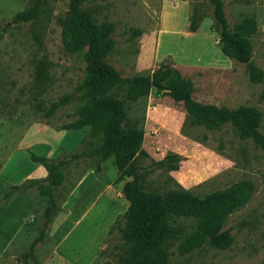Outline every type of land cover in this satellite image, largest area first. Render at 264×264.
<instances>
[{
  "label": "rangeland",
  "instance_id": "1",
  "mask_svg": "<svg viewBox=\"0 0 264 264\" xmlns=\"http://www.w3.org/2000/svg\"><path fill=\"white\" fill-rule=\"evenodd\" d=\"M219 1L229 33H236L243 20L252 22L247 63L223 52L221 28L208 0H81L80 8L96 24L110 26L113 48L105 62L121 80L172 68L190 81L193 102L218 109H254L259 115L257 131L264 136V0ZM30 2L0 0V169L16 152L63 162L58 168L62 179L53 189L52 218L60 220L64 217L60 206L80 178L93 172L115 187L117 171L112 157L100 161L91 154L97 139L88 126L64 128L76 119L77 109L85 102L82 52H66L60 40L69 0H38L34 19L14 21ZM250 66L259 72L258 78L251 75ZM115 95L125 104L128 118L142 130L144 154L135 158V164L137 179L146 192H165L178 185L199 199L230 192L236 186L246 193L244 203L220 219L219 231H229L227 247L215 248L205 238L200 246L180 254L179 239L172 240L166 247L167 264H264V150L250 140H240L229 124L217 129L194 124L181 102L154 87L144 101H125L124 83ZM35 164L41 168L30 177L44 176V168ZM43 180L28 179L21 184L20 192L35 205L33 226L6 249L0 264H27L22 255L36 241L47 206L46 198L38 194ZM125 180L130 178L121 182ZM119 192L113 188L108 212L94 215L100 224L96 235L88 220L84 222L87 227L76 228L68 238V244L80 241V248L89 251L82 242L92 244V238L104 229L89 264L115 262L121 246L117 228L123 225L125 211ZM74 208L79 212L83 207ZM176 224L181 236L200 229L190 219Z\"/></svg>",
  "mask_w": 264,
  "mask_h": 264
},
{
  "label": "trees",
  "instance_id": "2",
  "mask_svg": "<svg viewBox=\"0 0 264 264\" xmlns=\"http://www.w3.org/2000/svg\"><path fill=\"white\" fill-rule=\"evenodd\" d=\"M213 5V16L220 25L222 50L229 57L241 63L249 61V43L247 36L253 30L252 22L243 20L237 26V32L229 33L222 14L219 0H208ZM81 0H69L67 13L61 21L60 40L68 53H81L84 60V78L82 82L85 102L76 111V119L65 129H79L88 126L97 144L91 151L100 161L109 157L117 174L114 181L130 178L123 184L121 193L128 203L122 214L123 225L117 228L121 246L114 256V264H167V245L179 239L177 246L180 254L198 247L207 238V243L215 248H225L229 244V231H219V222L224 213L241 206L246 193L236 186L232 191L216 192L202 199L178 185L165 192H146L137 179L135 158L144 154L141 150L142 130L138 122L127 116L125 104L115 95L124 83V100L138 102L145 100L150 87L166 92L174 102H181L185 112L196 125L207 129H217L229 124L240 140H250L264 150V136L257 131L259 115L252 108L227 110L224 108L204 107L191 99L192 85L172 68H159L151 73L135 75L121 80L117 72L105 62L113 48L109 37L108 24H96L88 12L80 8ZM31 6L18 13L14 21L34 19L38 0H31ZM251 75L259 72L250 66ZM34 163L45 170V185L38 186V194L46 198L47 206L43 210V224L36 241L27 253L22 255L24 262L39 264L33 253V247L44 238V232L55 209L53 189L62 174L58 168L63 162L51 163L44 158L29 153ZM175 170V167H169ZM41 184V183H39ZM21 187H9L4 193L7 200ZM190 219L199 223L197 232L180 235L176 222ZM117 221L113 224L116 225ZM113 226L108 234L111 233ZM179 236V237H178Z\"/></svg>",
  "mask_w": 264,
  "mask_h": 264
},
{
  "label": "crops",
  "instance_id": "3",
  "mask_svg": "<svg viewBox=\"0 0 264 264\" xmlns=\"http://www.w3.org/2000/svg\"><path fill=\"white\" fill-rule=\"evenodd\" d=\"M37 168L41 167L30 160L29 153L16 152L10 154L0 169V257L6 249L13 245L24 229L33 226L35 211L34 202L23 195L20 190L14 192L5 201H3L4 193L9 187H21L25 180L44 179L46 177L44 170V176L30 177ZM125 179L127 178L125 177ZM124 183L119 181L113 187L112 183L100 180L93 172H88L80 178L60 206V210L64 212V217L57 220L51 215L50 222L44 232V238L33 247V253L38 263L89 264L95 256L104 229L100 235L92 238V244L89 241L85 242V240L82 242L83 245L90 247L89 251L85 247L80 248V241L78 244H68V238L76 228L87 227L84 222H88V220L93 226L94 235H96L100 230V224L94 219V215L97 217L100 213L108 212L107 205L112 202L110 198H112L113 188H118L119 194L122 195L121 190ZM93 187H97V191H92ZM117 201L121 204L120 200ZM127 205L128 203L124 200V210H126ZM74 207L83 208L79 212H75ZM71 215L73 217L70 220ZM108 215L110 216L108 213L104 218ZM104 218L100 220L101 224L104 222ZM81 223L83 224L80 226ZM84 234H90V230L84 231ZM88 238L90 239V237ZM27 264L31 263L27 261Z\"/></svg>",
  "mask_w": 264,
  "mask_h": 264
}]
</instances>
